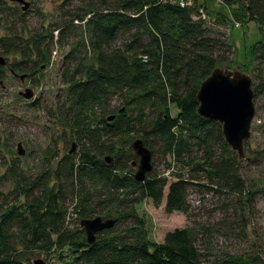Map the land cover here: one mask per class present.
<instances>
[{
  "label": "trees",
  "instance_id": "16d2710c",
  "mask_svg": "<svg viewBox=\"0 0 264 264\" xmlns=\"http://www.w3.org/2000/svg\"><path fill=\"white\" fill-rule=\"evenodd\" d=\"M207 1L186 8L158 0L84 2L85 14L76 13L73 18L84 27L92 60L78 56L75 47L60 64L67 104L66 108L62 104L61 111L78 153L66 154L58 163L53 173L58 188L45 187L50 180L47 175L21 184L17 193L24 197L23 203L9 204L0 214V264H33L38 255L44 256L46 264H264V256L254 253L213 254L211 228L196 222L166 232L160 242L150 241L144 221L135 212L143 200L157 207L164 198L166 213L180 212L188 219L187 189L192 185L233 197L241 206L249 199L238 158L225 151L228 145L220 124L196 113L200 82L215 67L230 64L232 51L222 33L212 34L203 19L194 18L199 6L209 16ZM237 3L232 19L241 25L254 21L263 36L264 0ZM215 16L218 22L232 21ZM63 31L58 30L61 43ZM260 41L250 47L264 62V50L256 47ZM34 48L36 67L43 57L39 45ZM0 50L7 54L20 48L0 40ZM11 68L27 69L24 62ZM112 96L125 106L122 111L111 107ZM110 115L114 118L107 121ZM134 137L141 138L151 152L160 145L162 155L171 156L177 164L171 181L154 167L142 181L135 180L128 169L135 159L130 151L114 155L111 163L98 158L113 154L116 144L126 145ZM64 179L71 185L77 181L80 195L85 179L101 185L108 198L101 203L115 204L122 211L115 224L98 232L91 244L80 226L64 225L60 189ZM87 200H78L80 219L96 213ZM244 227L240 224V230ZM53 258L56 261L50 262Z\"/></svg>",
  "mask_w": 264,
  "mask_h": 264
},
{
  "label": "rangeland",
  "instance_id": "374dc122",
  "mask_svg": "<svg viewBox=\"0 0 264 264\" xmlns=\"http://www.w3.org/2000/svg\"><path fill=\"white\" fill-rule=\"evenodd\" d=\"M0 1V40L20 48L17 52L7 54L0 50V56L5 57L8 62L7 67H2L4 70L0 79L1 214L9 204L23 203L24 197L17 193L21 184H28L47 175L50 180L45 187L58 188L54 170L63 156L69 154L72 143L75 144V150L70 155L78 153L72 129L66 125L64 111H61L67 104L63 102L66 87L61 84L60 64L70 48L76 47L77 55L86 57L88 61L90 57L92 60V51L82 23L73 18L76 13L82 16L85 14L84 2L87 0H27L30 6L26 11H22L15 0ZM234 1L235 3L226 5L223 0H208L210 18L205 25L212 34L222 33V39L232 45L229 69L235 70L238 67L240 72L252 77L255 111L250 136L243 142L244 157L237 159L241 177L250 190L249 199L241 206L233 197L192 185L187 189L190 205L188 219L180 212L166 213L164 198L157 207L150 200H143L135 206V212L144 221V229L150 241L160 242L166 232L196 222L211 228L209 238L213 254L230 252L264 256V62L256 58L255 51L250 47L261 39L256 46L257 51L259 48L264 50V34L260 35L254 21L241 25L232 19V11L239 7V0ZM215 15H224L232 21L218 22L220 18ZM61 28H64L62 43L58 40V30ZM36 44L42 49L43 59L34 67L33 62L38 61L34 48ZM19 62H24L27 67L26 71H17L18 76L26 74L23 81L8 71V65L13 66ZM26 88L33 90V97L30 99L19 95ZM110 105L117 106L120 110L125 107L117 96L111 97ZM171 113H176L174 108ZM135 138L139 137L133 139ZM132 140L126 145L116 144L113 154L99 155L98 158L112 156L113 159L114 155L122 151L132 152ZM18 144L25 151L22 155L17 153ZM153 150L152 167L171 181V173L175 171L177 164L173 163L170 155H162L160 145H154ZM192 151L194 155H199L195 148ZM225 151L230 155L233 153L237 158L236 152L229 146ZM128 169L131 174L135 171L131 166ZM18 176L21 180H18ZM60 189L66 228L79 226L76 206L83 197H87L88 203L96 211L92 217L117 219L122 212L115 204L101 203L108 199L105 188L87 179L84 180L81 195L77 181L71 185L69 180H61ZM242 223L245 227L240 230ZM37 258L46 264L43 255H38L35 259ZM54 261L55 258L50 260Z\"/></svg>",
  "mask_w": 264,
  "mask_h": 264
},
{
  "label": "water",
  "instance_id": "95a60500",
  "mask_svg": "<svg viewBox=\"0 0 264 264\" xmlns=\"http://www.w3.org/2000/svg\"><path fill=\"white\" fill-rule=\"evenodd\" d=\"M15 1L20 4L22 11H26L30 6L27 0ZM5 63V58L0 56V66ZM18 77L22 81L25 74ZM19 95L24 99H30L33 97V90L26 88L19 92ZM196 100L198 103L196 113L202 118L218 122L224 141L232 151L236 152L237 158L242 159L244 157L243 142L250 136V125L255 111L252 77L240 72L238 67L235 70H230L227 67H215L200 82ZM113 118L114 115H110L107 117V121ZM74 149L75 144L72 143L69 153H72ZM130 149L137 158V161L132 162V166L135 167L133 178L142 181L152 168L151 150L144 145L141 138L133 139ZM24 152L21 144H18L17 153L22 155ZM104 160L106 163H111L112 156H105ZM116 220V218L110 217L103 219L101 216L82 218L79 220V226L84 230L87 243L91 244L98 232L111 228ZM33 264H45V262L37 258L33 260Z\"/></svg>",
  "mask_w": 264,
  "mask_h": 264
},
{
  "label": "built area",
  "instance_id": "2783aa9c",
  "mask_svg": "<svg viewBox=\"0 0 264 264\" xmlns=\"http://www.w3.org/2000/svg\"><path fill=\"white\" fill-rule=\"evenodd\" d=\"M158 1L168 2L172 5H176L180 8H186V7H190L194 4H202L204 1H207V0H158ZM194 18L195 19H203L205 22H207L210 17L206 13V10L202 6H199L198 12H197L196 16H194Z\"/></svg>",
  "mask_w": 264,
  "mask_h": 264
},
{
  "label": "flooded vegetation",
  "instance_id": "af4514ba",
  "mask_svg": "<svg viewBox=\"0 0 264 264\" xmlns=\"http://www.w3.org/2000/svg\"><path fill=\"white\" fill-rule=\"evenodd\" d=\"M29 9V8H28ZM27 9V10H28ZM5 58V57H4ZM5 61H6V63H5V65H3V66H0V69L1 70H4L2 67H7V60H6V58H5ZM8 71L10 72V74L11 75H13V76H18V74H17V71L16 70H13L12 68H11V66L10 65H8ZM23 74H25V73H23ZM26 75V74H25ZM19 78V77H18ZM25 79V77L22 79V81ZM75 150V149H74ZM151 154H152V152H151ZM152 156V155H151ZM112 161H113V159H112ZM133 161H137V158L135 157V159L133 160ZM132 161V162H133ZM131 166H132V164H131ZM132 168H134L135 169V167L134 166H132ZM133 175V174H132Z\"/></svg>",
  "mask_w": 264,
  "mask_h": 264
}]
</instances>
